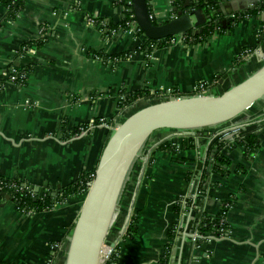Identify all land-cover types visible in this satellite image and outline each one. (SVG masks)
<instances>
[{"label": "crops", "instance_id": "0c3cea01", "mask_svg": "<svg viewBox=\"0 0 264 264\" xmlns=\"http://www.w3.org/2000/svg\"><path fill=\"white\" fill-rule=\"evenodd\" d=\"M24 1L13 16L0 3V80L12 69L27 73L23 85L0 89V176L27 183L40 196L55 195L96 169L114 132L110 126L147 104L121 108L123 93L173 89L190 97L205 83L211 96H219L262 66L257 50H264V40L259 45L264 0H222L221 13L248 17L234 23L225 16L221 21L228 20L229 28L203 42H179L149 53L140 51L141 37L122 26L119 0ZM175 1L151 0L158 22L176 18ZM89 18L100 24L91 26ZM41 29L48 34L43 42ZM245 50L253 54L242 60ZM263 121L264 99L231 123L188 137L155 132L127 183L123 217L112 226L109 242L122 240L116 264H264ZM236 124L257 131L258 151L246 158L240 148L222 150L231 175L207 171L202 179L198 168L206 159L214 162V139ZM78 127L87 132L78 134ZM164 143L175 150L159 149ZM195 195L209 216L231 204L228 236L196 248L186 236L188 216L178 206ZM83 200L77 196L49 211L22 214L10 196L1 197L0 264H65L60 247L70 239ZM130 206L138 231L124 240L120 233Z\"/></svg>", "mask_w": 264, "mask_h": 264}, {"label": "water", "instance_id": "95a60500", "mask_svg": "<svg viewBox=\"0 0 264 264\" xmlns=\"http://www.w3.org/2000/svg\"><path fill=\"white\" fill-rule=\"evenodd\" d=\"M191 2L185 0L182 9L174 8L175 19L154 25L149 17L147 0H132L137 23L145 37L151 40L190 33L200 35L202 26L210 19L204 9L191 7ZM229 24L228 20L220 21L223 28ZM263 99L264 61L256 72L219 96L167 100L139 109L123 120L101 153L95 179L84 197L68 241L65 264L101 263V251L109 241L112 226L120 213L129 178L155 132L172 130L188 137L194 131L231 123ZM237 128L241 126L236 124L222 134ZM131 212L130 206L121 236L130 222ZM110 244L115 247V241Z\"/></svg>", "mask_w": 264, "mask_h": 264}, {"label": "trees", "instance_id": "16d2710c", "mask_svg": "<svg viewBox=\"0 0 264 264\" xmlns=\"http://www.w3.org/2000/svg\"><path fill=\"white\" fill-rule=\"evenodd\" d=\"M127 1L125 0L121 5L124 8V20L122 25H124L125 21L128 18V13L126 12V9L128 8ZM148 1V0H147ZM24 0H0V3L5 5L7 8H9L10 15L13 16L19 10L23 8ZM222 0H198L196 2H191V7L194 9H204L207 16H209V21L202 26V33L198 36L193 34H188L189 38L191 39V43L196 42H203L208 37L213 35L215 31L218 29H221L223 32L224 29L220 25V21L224 16L222 13H219V3H221ZM185 0H176L174 2V7H179L182 9L184 7ZM242 19V16H238L233 22L237 23ZM154 25H157L156 22L153 21ZM229 28V27H228ZM227 29V28H226ZM264 29L262 27L261 29V35L259 38V45L264 40ZM143 34V33H142ZM171 37L162 39V40H151L145 37L144 41L140 45V51L142 52H151L152 49L147 50V45L152 43L154 44L155 48H165L166 43L169 41ZM1 78V76H0ZM2 80V79H1ZM0 80V81H1ZM123 101H121V108L130 107L134 104H136L139 101H153L157 97V92L152 94L149 90H138L133 93H123ZM264 128V125L262 126ZM231 142L227 141H221L220 137H217L214 139L212 145H217V151L214 154H211L213 156V161L211 162L210 159H206L204 163H201L199 165L198 170L201 172V178L204 179L208 173L207 171L211 172L212 174L220 175L222 177H229L231 175V162L230 160L221 153L222 150H234L237 148H240L243 152V155L246 158H251L259 149L260 143H259V135L256 131H244L242 130L239 137H237L236 142L234 145H230ZM173 149V146L164 143L159 146V149ZM244 168L239 167L237 172L243 170ZM95 170L92 171L89 174H86L84 176H81L78 180L73 182L72 184L68 185L67 187H63L59 189L55 195L53 193H47L43 197L35 196L32 197L26 192H16L13 188L10 187L12 184H18L20 182L13 181L6 179L2 176H0V186L1 183H3L4 187L0 191V198L4 195H8L11 197V200L16 202L17 207L19 208H26L34 213H40L45 212L53 209L57 204H64L70 199H73L77 196H83L85 195L87 191L88 181L90 180V175L94 174ZM191 204V203H190ZM178 209V208H176ZM196 223V222H195ZM195 223H190L188 225V232H190L193 229V226ZM219 222L217 220H214L210 216L203 215L202 219L200 221L199 230L201 233H209V232H216L218 228ZM138 231V216H133L130 219L126 235L124 236V240L126 238H133L136 236ZM119 251V247L117 246L115 248V252L108 264H116L117 262V254ZM64 257H65V251H64Z\"/></svg>", "mask_w": 264, "mask_h": 264}, {"label": "built area", "instance_id": "2783aa9c", "mask_svg": "<svg viewBox=\"0 0 264 264\" xmlns=\"http://www.w3.org/2000/svg\"><path fill=\"white\" fill-rule=\"evenodd\" d=\"M124 1L125 0H119V3L122 4ZM196 1H198V0H194L193 2H196ZM147 3H148V7H149V13H150L149 17H150L151 21L156 22L157 25L165 23V22H158L157 18L153 14V12L151 10V0H148ZM171 4H173V2ZM127 5H128V8L126 9V12L128 13V18L125 21L124 25H122V26L124 28H126L127 31L139 35V37H141V39H142L141 40V43H142L145 39V35L142 34L143 32L137 23L136 16H135V13L133 10L132 0H128ZM222 15H224V17L226 16V18H231V20H233V21L238 16H242V19L245 17H248V14H243V15L232 14L230 16H227L225 14H222ZM171 19H175V17L173 16V17H171ZM88 22L91 26H97L100 24L99 22H97L95 19H92V18H89ZM102 25L104 27H106V25H104L103 23H102ZM47 37H48V34L44 31V29H41L40 35H39V40L43 42L47 39ZM179 42L188 43V42H191V39L189 38V35H187V34L172 36L169 39V41L166 43L165 48L173 47ZM149 49H152V51H154L157 48H155L154 44L150 43L147 45V50H149ZM146 53H149V52H146ZM257 53L259 54L261 61L263 63V61H264V50L262 49V51H261L259 49V50H257ZM252 54H253V50L252 51L251 50H245L243 53H241L240 57L242 60H246ZM112 61L116 62V59H114ZM3 78H4V80L0 81V89L3 88L4 86L8 85V84L23 85L26 82L27 73L26 72H19L15 69H12L9 72L5 73ZM211 95H213V90L211 89V87H209L208 84L203 83V84H199L195 87L192 96H211ZM178 98H182V97H180V95L177 91H174L173 89H168L166 91L157 92V97L155 100L144 101V102H146V103L158 102L159 103V102L178 99ZM123 99L124 98L122 97V100ZM139 102H141V101H139ZM102 122L104 124H106L105 120H102ZM120 123L121 122L118 121V123H116L112 127L110 126V128L113 129V131H114L119 126ZM263 125H264V121L262 123V126ZM261 129L264 130V128H262V127H261ZM242 130H243L242 128H237V129L231 130L230 132L220 134V140L224 141L225 139H231L232 141H230V142L232 143L233 141H236L237 137H239ZM86 132H87V129L84 127H78V129H77L78 134L82 135V134H85ZM94 179H95V173L90 175V180L88 181V186H87L88 188H87L85 195L89 191L90 184H92ZM3 187H4V185H3V183H1L0 191L3 189ZM10 187L13 188L16 192H23V193L26 192L32 197L40 196L39 193L36 192L32 186H30L29 184H27L25 182H20L18 184L15 183V184L10 185ZM85 195H84V197H85ZM40 197H43V196H40ZM199 200H200V198H198V195H195V196H191L188 198H183L178 202V206L181 208V210L183 212V216L184 217L188 216L189 224L196 222L195 225L193 226L194 230H191L190 232L186 233L188 241L195 248H196V246L198 247L199 244H205V243H208V242H211L214 240L223 239L226 236H228V234H229L226 218H227V210L229 209L231 204L225 203L218 215L210 216L211 218H213L214 220H217L219 222V225H218L216 232L201 233L199 230L200 221L202 219V216L207 215V214H205L204 210L198 206ZM14 203L16 204V202H14ZM16 206H17V204H16ZM17 209L22 214H33L34 213L33 211L26 209V208L21 209V208L17 207ZM207 216H209V215H207ZM127 228H128V226H127ZM127 228L123 234V239H124V236L126 235ZM121 241L122 240L115 241V247L114 248L111 247V244H110L111 242H109V241L104 245V247L107 248V251H106L107 253L103 255V259L101 260L100 264H108L110 262L113 254L115 252V248L120 244ZM67 246H68V243L66 246L60 247V251L64 250L65 254H66Z\"/></svg>", "mask_w": 264, "mask_h": 264}, {"label": "rangeland", "instance_id": "374dc122", "mask_svg": "<svg viewBox=\"0 0 264 264\" xmlns=\"http://www.w3.org/2000/svg\"><path fill=\"white\" fill-rule=\"evenodd\" d=\"M155 103H158V102H152V103H147V104H145V105H143V106H140V108L142 109V108H144V107H146V106H148V105H152V104H155ZM147 151L148 150H144L143 149V151H142V153H141V155H143V153H144V155H145V153H147ZM140 155V156H141ZM142 161V159L140 160V162ZM124 196V195H123ZM127 198V197H126ZM123 204V207H125V205H126V199L124 198H122V200H121V205ZM122 217L123 216H121L120 215V213L118 214V216H117V218H116V220H115V222H117V220H118V222H120V220L122 219ZM117 222V223H118ZM108 239H110V236H109V238ZM62 252H64V250L62 251ZM64 259V258H63ZM51 260H53L54 261V259L53 258H51ZM54 263V262H53Z\"/></svg>", "mask_w": 264, "mask_h": 264}, {"label": "bare ground", "instance_id": "6f19581e", "mask_svg": "<svg viewBox=\"0 0 264 264\" xmlns=\"http://www.w3.org/2000/svg\"><path fill=\"white\" fill-rule=\"evenodd\" d=\"M106 251H107V248L103 247L101 251L100 261L103 259V255L107 253Z\"/></svg>", "mask_w": 264, "mask_h": 264}]
</instances>
